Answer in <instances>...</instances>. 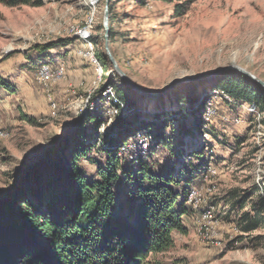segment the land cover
<instances>
[{
    "label": "rangeland",
    "instance_id": "obj_1",
    "mask_svg": "<svg viewBox=\"0 0 264 264\" xmlns=\"http://www.w3.org/2000/svg\"><path fill=\"white\" fill-rule=\"evenodd\" d=\"M27 1L0 2V78L13 89L0 86V201L21 195L49 155L60 157L59 143L81 117L103 116L92 138L106 149L121 133L116 118L139 115L150 132L126 141L137 144L144 133L146 149L136 152L144 161L200 168L191 188L201 198L183 221L186 233H174L173 247L150 264H264V213L260 227L243 229L244 214L253 220L264 199V114L230 100L216 88L218 78L198 81L230 65L264 81V0ZM105 14L110 54L150 96L128 91L113 71L104 52ZM51 43L57 45L44 49ZM41 63L60 68L61 79L42 85ZM184 79L193 81L165 92ZM114 87L134 106L113 108L105 91L115 95ZM193 94L198 101L183 102ZM199 151L200 160L193 154ZM209 166L215 174L202 175ZM84 168L95 177V165L84 161ZM207 211L211 218L201 223Z\"/></svg>",
    "mask_w": 264,
    "mask_h": 264
},
{
    "label": "trees",
    "instance_id": "obj_2",
    "mask_svg": "<svg viewBox=\"0 0 264 264\" xmlns=\"http://www.w3.org/2000/svg\"><path fill=\"white\" fill-rule=\"evenodd\" d=\"M0 2L7 6L28 3ZM100 60L106 70V58ZM0 86L13 91L1 78ZM216 88L230 100L252 105L264 114V89L245 77L225 72ZM113 89V108L120 112L121 106H134L125 92ZM198 97L188 95L183 102L193 104ZM101 122L105 123L103 116L96 113L81 117L69 138L59 143L60 157L49 155L44 168L32 171L21 195L0 201V264H150L153 256L173 247L174 233H186L183 221L194 212L187 203L196 178L192 171L200 168L192 166L174 176V167L144 161L139 153L119 156L126 139L140 131L150 132L151 124L139 115L131 121L117 117L113 128L121 133L116 140L109 137L105 149L92 138ZM193 154L199 160L204 155ZM84 161L96 166L94 178L87 177ZM257 205L253 220L244 214L245 231L262 224L264 199L259 198Z\"/></svg>",
    "mask_w": 264,
    "mask_h": 264
},
{
    "label": "built area",
    "instance_id": "obj_3",
    "mask_svg": "<svg viewBox=\"0 0 264 264\" xmlns=\"http://www.w3.org/2000/svg\"><path fill=\"white\" fill-rule=\"evenodd\" d=\"M62 76H63V73L60 68H53L47 63H41L38 66L37 79L45 87H47L50 83H53L61 79ZM105 92L106 94L109 93V96H108L109 102H111L112 100L113 101L116 100L115 95L112 93L111 88H109L108 92L107 91ZM122 107L123 106H121V108ZM252 107L254 108V106ZM143 135L144 133L140 134L138 139H136L137 144H135L134 141H129V140L126 141V144H124L119 151V156L123 155L124 153L127 154V153H132V152H137V151L140 152L141 150H145L147 144L145 143V139H143L144 137ZM182 165H183V162H181L179 165L175 167L176 169L174 170V176H180L182 174V170H184ZM184 168H187V167H184ZM201 174L202 175L215 174V171L213 170L212 166H209L208 168H204ZM192 175H194L195 177H198L199 171H192ZM200 198H201L200 190L198 188H191L187 196V203L188 205L192 207H196L200 202L199 201ZM210 218H211V213L209 211L204 212L199 215V221L201 223Z\"/></svg>",
    "mask_w": 264,
    "mask_h": 264
},
{
    "label": "water",
    "instance_id": "obj_4",
    "mask_svg": "<svg viewBox=\"0 0 264 264\" xmlns=\"http://www.w3.org/2000/svg\"><path fill=\"white\" fill-rule=\"evenodd\" d=\"M105 13H106V10H105ZM103 28L105 30V33H104V52H105L106 57L108 58L109 63L112 66L113 71L121 79L122 83L128 89H130L133 93L138 94V95L150 96L151 94L140 89L122 70L119 69L114 58L110 54L108 47H107V32H108V30H107L106 14H105L104 19H103ZM228 71L239 74L240 76H243L246 79H248L254 86L264 89V81L257 79L254 75H252L248 71H246L240 67H237L235 65H230V66L224 67V68L218 70L216 73H213V74H211V75H209L203 79H198V81L210 82V81L214 80L215 78L220 77L223 73L228 72ZM188 81H193V80L192 79H184V80L177 81V82L173 83L167 90H165V92H169V91L173 90L174 88H176L178 85H180L184 82H188Z\"/></svg>",
    "mask_w": 264,
    "mask_h": 264
}]
</instances>
